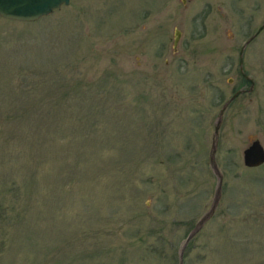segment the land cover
<instances>
[{
    "label": "rangeland",
    "instance_id": "obj_1",
    "mask_svg": "<svg viewBox=\"0 0 264 264\" xmlns=\"http://www.w3.org/2000/svg\"><path fill=\"white\" fill-rule=\"evenodd\" d=\"M264 0H70L0 18V264H264ZM176 31L180 33L173 48ZM175 50V51H174ZM231 80V82H230ZM220 183V192L217 194Z\"/></svg>",
    "mask_w": 264,
    "mask_h": 264
},
{
    "label": "water",
    "instance_id": "obj_2",
    "mask_svg": "<svg viewBox=\"0 0 264 264\" xmlns=\"http://www.w3.org/2000/svg\"><path fill=\"white\" fill-rule=\"evenodd\" d=\"M69 3H70V0H0V18L5 19V20H10V21H15V22L32 23V22L38 21L41 18L51 15L54 11L60 10V8L63 5L68 6ZM263 30H264V24H262L258 28L256 33L245 42V44L240 48V51H239V59H238L239 72L241 76L250 83L248 92H251L253 89V81L250 78H248V76H246L243 72V52L246 46L252 40H254ZM179 36H180V33L176 31L175 40L173 43L174 49L177 46ZM242 92L243 91L241 90L237 91L231 97V99L228 100L223 105V107L221 108L219 112V117L214 126L213 141H212L211 151L209 155V163L212 167L213 173L219 179L221 178V176L215 164L214 157H215V152L217 148V137H218L219 127L221 124V116L224 110L229 105V103L232 100H234L236 97H238ZM242 158H243V165L246 168H257L263 165L264 164V149L261 146L260 142L258 140L252 141L250 145L247 148H245V150L242 152ZM219 188H220V183L217 188L218 189L217 194L220 192ZM216 205H217V201L214 199L211 210L197 222L193 230L188 234L179 252V260H180L179 264H182V257H183L185 246L189 243L192 237L199 231V229L202 227L205 221L209 218V216L214 211Z\"/></svg>",
    "mask_w": 264,
    "mask_h": 264
},
{
    "label": "flooded vegetation",
    "instance_id": "obj_3",
    "mask_svg": "<svg viewBox=\"0 0 264 264\" xmlns=\"http://www.w3.org/2000/svg\"><path fill=\"white\" fill-rule=\"evenodd\" d=\"M183 3H185V0H183Z\"/></svg>",
    "mask_w": 264,
    "mask_h": 264
}]
</instances>
